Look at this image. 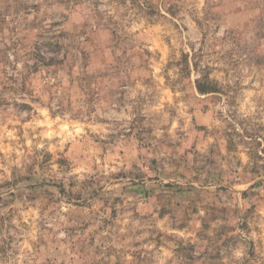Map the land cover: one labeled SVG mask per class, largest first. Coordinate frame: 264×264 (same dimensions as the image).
Instances as JSON below:
<instances>
[{
    "label": "rangeland",
    "instance_id": "rangeland-1",
    "mask_svg": "<svg viewBox=\"0 0 264 264\" xmlns=\"http://www.w3.org/2000/svg\"><path fill=\"white\" fill-rule=\"evenodd\" d=\"M0 264H264V0H0Z\"/></svg>",
    "mask_w": 264,
    "mask_h": 264
},
{
    "label": "trees",
    "instance_id": "trees-1",
    "mask_svg": "<svg viewBox=\"0 0 264 264\" xmlns=\"http://www.w3.org/2000/svg\"><path fill=\"white\" fill-rule=\"evenodd\" d=\"M210 84H207L205 82H199V81H196V87H197V90L201 93H205V92H208L209 89H210Z\"/></svg>",
    "mask_w": 264,
    "mask_h": 264
}]
</instances>
